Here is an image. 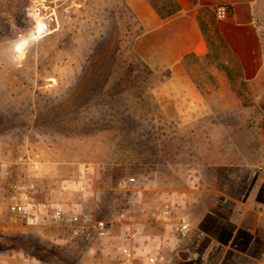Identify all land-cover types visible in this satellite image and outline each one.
<instances>
[{
  "label": "rangeland",
  "instance_id": "374dc122",
  "mask_svg": "<svg viewBox=\"0 0 264 264\" xmlns=\"http://www.w3.org/2000/svg\"><path fill=\"white\" fill-rule=\"evenodd\" d=\"M205 20L211 25L214 17ZM139 32L123 0H0V264H124L121 214L143 238L136 246H148L134 264L155 249L167 264L204 259L191 235L179 239L173 221L155 220L165 208L189 219L206 206L219 210V220L204 225L223 234L206 264H247L236 253L220 256L230 240L237 248L260 245L255 234L264 216L246 196L264 180V100L246 86L245 108L216 109L223 123L213 124L211 138L174 139L172 125L156 122L152 90L163 77L132 52ZM237 161L254 165H224ZM190 162L211 184L194 194L191 216L175 199L186 188L182 169ZM125 177L136 178L132 191L120 187ZM146 189L142 207L136 193ZM23 194L63 205L66 221L12 217L9 206ZM76 208L90 224L104 222L106 236L72 227Z\"/></svg>",
  "mask_w": 264,
  "mask_h": 264
},
{
  "label": "crops",
  "instance_id": "0c3cea01",
  "mask_svg": "<svg viewBox=\"0 0 264 264\" xmlns=\"http://www.w3.org/2000/svg\"><path fill=\"white\" fill-rule=\"evenodd\" d=\"M174 1L179 9L163 17L149 0H123L140 31L132 43V52L149 72L163 77L152 90L160 113L156 122L172 125L174 139H209L213 124L223 123L214 118L216 109L226 112L246 107L241 100L242 88L251 87L256 92L254 98L264 100V0ZM220 6L229 9L226 19L215 17ZM206 16L214 17L211 25L205 20ZM224 165L242 169L254 164L237 161ZM220 167V163L214 165L216 169ZM200 168L202 166L192 162L183 165L182 170L188 173L187 185L185 189L175 191L178 194L175 199L189 215L198 188L211 186L204 179L199 180L197 170L202 171ZM146 190L147 193L139 191L142 207L151 189ZM263 190L264 180L257 179L256 187L246 196V201L256 204L261 216H264ZM79 211L76 208L73 214H80ZM219 216V210L206 206L190 219L193 226L190 237L195 240L193 248L197 253L201 250L208 262L212 257L214 259V248L218 238L223 240V234L218 237L204 225L209 219L219 220ZM259 226L262 232L255 234L260 238L256 249V243L248 242L237 248L230 240L221 247L220 256L225 254L228 260L231 253H236L247 264H264L263 218ZM239 237V234L233 235L235 240ZM142 239L138 237L136 242L140 243ZM204 241L207 244L202 249L200 244ZM141 246L135 245V254L139 250L141 253L147 251L148 246Z\"/></svg>",
  "mask_w": 264,
  "mask_h": 264
},
{
  "label": "built area",
  "instance_id": "2783aa9c",
  "mask_svg": "<svg viewBox=\"0 0 264 264\" xmlns=\"http://www.w3.org/2000/svg\"><path fill=\"white\" fill-rule=\"evenodd\" d=\"M229 9L225 6H220L216 9L215 14L218 19H226L228 16ZM93 168V167H92ZM135 177H125L120 180V187L126 191H132L133 186L136 185ZM80 192H84V187L79 189ZM137 196L140 195L138 191ZM9 214L16 218L29 221L32 223L38 222L42 216L44 219L51 220L54 223H61L66 221V212L63 205L53 207L49 203L36 202L29 195L23 194L20 198L14 200L9 206ZM120 220L124 219L123 229L124 234L122 237V250L124 255V264H134V248L136 245V240L139 237V231L136 229V225L128 217L125 218V214L119 216ZM155 220L161 223H169L173 221L175 235L179 239L188 238L193 230L192 223L189 217L185 213H179L174 216L173 210L169 208L162 209L155 214ZM70 224L75 227H91L97 234L101 237L106 236L107 227L104 222L95 221L94 224H90L91 221L87 215H77L73 214L69 217ZM77 231L73 230V237H75ZM143 264H167L166 256L159 250L155 249L149 254L145 255L142 260ZM24 264H30V260H25ZM191 264H206L203 258H196L191 261Z\"/></svg>",
  "mask_w": 264,
  "mask_h": 264
},
{
  "label": "trees",
  "instance_id": "16d2710c",
  "mask_svg": "<svg viewBox=\"0 0 264 264\" xmlns=\"http://www.w3.org/2000/svg\"><path fill=\"white\" fill-rule=\"evenodd\" d=\"M149 1L157 9V11L160 13V15H162L163 17H166L170 14H173L174 12H176L179 9V5H177V3L174 0H149ZM167 1H168V3H167ZM206 29H207V27H206ZM210 39H212V37ZM133 55L137 59V62L140 63L141 65H143L134 53H133ZM166 76H168V75H166ZM35 258L38 259L37 257H35Z\"/></svg>",
  "mask_w": 264,
  "mask_h": 264
}]
</instances>
